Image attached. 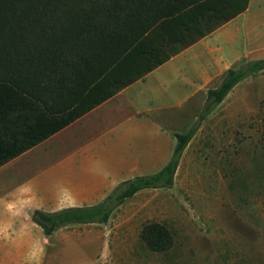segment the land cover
I'll return each mask as SVG.
<instances>
[{
  "label": "trees",
  "instance_id": "16d2710c",
  "mask_svg": "<svg viewBox=\"0 0 264 264\" xmlns=\"http://www.w3.org/2000/svg\"><path fill=\"white\" fill-rule=\"evenodd\" d=\"M250 0H0V168L144 79L246 11ZM264 72V58L230 69L209 90L208 117L245 79ZM200 124L176 132L159 172L120 183L101 203L33 219L52 235L61 227L107 223L138 192L170 188ZM141 239L167 252L173 235L148 223Z\"/></svg>",
  "mask_w": 264,
  "mask_h": 264
},
{
  "label": "rangeland",
  "instance_id": "374dc122",
  "mask_svg": "<svg viewBox=\"0 0 264 264\" xmlns=\"http://www.w3.org/2000/svg\"><path fill=\"white\" fill-rule=\"evenodd\" d=\"M251 21L244 16L231 31L246 36L231 69L264 58V34ZM202 110L193 120L184 110L162 118L178 132L200 124L174 185L136 195L108 225H72L67 239L55 232L49 264H264V72L239 83L205 119ZM153 222L173 235L169 251L152 252L141 239Z\"/></svg>",
  "mask_w": 264,
  "mask_h": 264
},
{
  "label": "crops",
  "instance_id": "0c3cea01",
  "mask_svg": "<svg viewBox=\"0 0 264 264\" xmlns=\"http://www.w3.org/2000/svg\"><path fill=\"white\" fill-rule=\"evenodd\" d=\"M244 16L264 34V0H250L246 11L221 28L0 168V264H49L59 243L35 222V211L96 205L123 181L168 164L178 131L167 129L162 118L184 110L193 120L203 109L208 91L219 87L246 40L231 34ZM193 100L199 109L185 110ZM127 201L107 223L80 225H108ZM70 226L58 229L57 236L69 238L62 233Z\"/></svg>",
  "mask_w": 264,
  "mask_h": 264
}]
</instances>
